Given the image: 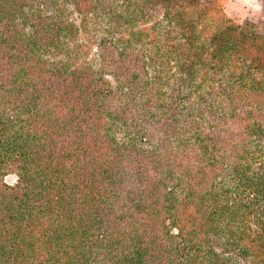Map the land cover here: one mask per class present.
<instances>
[{
    "label": "trees",
    "instance_id": "1",
    "mask_svg": "<svg viewBox=\"0 0 264 264\" xmlns=\"http://www.w3.org/2000/svg\"><path fill=\"white\" fill-rule=\"evenodd\" d=\"M36 1L0 0V264H235L212 237L264 264V23L68 0L103 27L99 67L38 65L73 26Z\"/></svg>",
    "mask_w": 264,
    "mask_h": 264
},
{
    "label": "rangeland",
    "instance_id": "2",
    "mask_svg": "<svg viewBox=\"0 0 264 264\" xmlns=\"http://www.w3.org/2000/svg\"><path fill=\"white\" fill-rule=\"evenodd\" d=\"M51 1L37 0L35 5L32 4L26 10H34L41 17L42 15L51 14L55 11V4ZM60 2L61 6H59L58 12L61 14V20L64 23L71 24L73 28L71 33L65 36L61 35L60 40L56 41L54 45H41L36 48L34 54L39 59L38 65L63 63L70 68L88 66L91 70H97L99 58L96 43L104 35L102 25L99 24L98 18L94 15L81 17L76 14L68 0H60ZM223 9L226 15L235 22L250 20L257 24L264 23V0H225ZM25 31H27V28ZM168 83H171L170 87L174 85L171 79ZM163 89L167 90V87L165 86ZM190 103L191 101L183 105L172 106L168 113L177 117L184 116V112L189 108ZM183 108L185 110L181 113ZM122 134V132L117 133L116 139L118 140ZM15 179L16 176L10 173L5 175L3 180L8 184H12ZM210 242V246L215 253L227 255L235 264H243L247 261L231 245L221 244V240H216L213 237L210 238Z\"/></svg>",
    "mask_w": 264,
    "mask_h": 264
}]
</instances>
